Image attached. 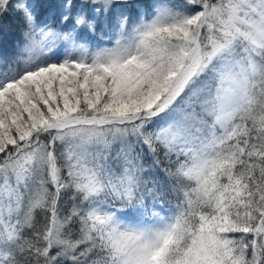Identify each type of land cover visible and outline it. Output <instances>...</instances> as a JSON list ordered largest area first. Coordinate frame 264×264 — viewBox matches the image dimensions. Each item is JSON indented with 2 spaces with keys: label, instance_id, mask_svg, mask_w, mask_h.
Wrapping results in <instances>:
<instances>
[{
  "label": "snow or ice",
  "instance_id": "snow-or-ice-1",
  "mask_svg": "<svg viewBox=\"0 0 264 264\" xmlns=\"http://www.w3.org/2000/svg\"><path fill=\"white\" fill-rule=\"evenodd\" d=\"M0 264H264V0H0Z\"/></svg>",
  "mask_w": 264,
  "mask_h": 264
}]
</instances>
